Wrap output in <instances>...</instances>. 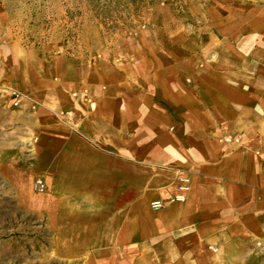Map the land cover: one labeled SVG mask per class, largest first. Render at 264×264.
Returning <instances> with one entry per match:
<instances>
[{
    "label": "crops",
    "instance_id": "1",
    "mask_svg": "<svg viewBox=\"0 0 264 264\" xmlns=\"http://www.w3.org/2000/svg\"><path fill=\"white\" fill-rule=\"evenodd\" d=\"M212 25L202 67L179 42L41 69L3 53L0 260L264 264V0Z\"/></svg>",
    "mask_w": 264,
    "mask_h": 264
},
{
    "label": "rangeland",
    "instance_id": "2",
    "mask_svg": "<svg viewBox=\"0 0 264 264\" xmlns=\"http://www.w3.org/2000/svg\"><path fill=\"white\" fill-rule=\"evenodd\" d=\"M239 1L0 0V90L4 52L41 69L64 59L82 65L94 64L100 57L123 62L143 50L169 54L179 42L176 52L191 49L198 66H206L216 59L214 48L219 46L212 39L218 33L212 21ZM13 98L17 107L16 92ZM40 237L44 234L41 241ZM9 248L2 253L13 257L0 264H46L45 250L25 249L22 254ZM51 253L53 264L77 263L60 244Z\"/></svg>",
    "mask_w": 264,
    "mask_h": 264
},
{
    "label": "built area",
    "instance_id": "3",
    "mask_svg": "<svg viewBox=\"0 0 264 264\" xmlns=\"http://www.w3.org/2000/svg\"><path fill=\"white\" fill-rule=\"evenodd\" d=\"M38 187H39V189H44V185L43 184H38ZM154 206L155 207H161L162 204L161 203H156Z\"/></svg>",
    "mask_w": 264,
    "mask_h": 264
}]
</instances>
